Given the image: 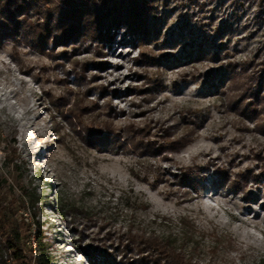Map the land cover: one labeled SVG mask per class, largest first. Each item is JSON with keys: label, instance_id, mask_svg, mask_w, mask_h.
<instances>
[{"label": "rangeland", "instance_id": "1", "mask_svg": "<svg viewBox=\"0 0 264 264\" xmlns=\"http://www.w3.org/2000/svg\"><path fill=\"white\" fill-rule=\"evenodd\" d=\"M197 1L158 0V44L122 24L103 28L104 38L55 29L42 44L0 25L2 191L7 203L23 198V242L34 249L40 234L51 264H93L81 249L115 256L98 264H126L118 237L131 223L205 264H264L263 186L253 180L264 157V0ZM183 19L223 43L219 57L179 61L189 38L177 30ZM225 62L239 74L212 85L208 74ZM247 101L257 110L246 113ZM107 123L113 132L101 131ZM117 134L118 144L98 140ZM182 135L184 147L155 153ZM187 170L199 173L198 192L176 182Z\"/></svg>", "mask_w": 264, "mask_h": 264}, {"label": "trees", "instance_id": "2", "mask_svg": "<svg viewBox=\"0 0 264 264\" xmlns=\"http://www.w3.org/2000/svg\"><path fill=\"white\" fill-rule=\"evenodd\" d=\"M157 2L158 0H0V18L6 20V24L1 22L0 25L11 30L14 28V31L22 32L28 38H35L34 40L42 44L52 39V32L55 29L59 30L63 37H71L78 35V33L83 31L81 28L86 27V31L90 34H97L99 38H104L103 28L108 27L109 24H122L127 28L128 33L138 38L140 42L154 41L155 44H158L155 37L160 34V29L158 28L160 23H163V20L160 15H155L158 14ZM40 4L47 5L49 8H51L50 4H54L55 8L53 10L49 9L45 13ZM196 5L201 7L204 3L200 0L197 1ZM30 11H36V14L42 15L43 21H40L42 19L38 20V22L32 21ZM54 11H59L60 18L53 21L51 12ZM16 13L19 15L15 19L16 23L13 24V15ZM231 27V25H227L224 28H215L213 32H216L215 35L217 34V36L222 35L226 29L229 30ZM177 30L182 35L184 33L185 36H189L185 43L186 50H184L179 61H191L208 57L217 58L222 53L223 43L221 42L217 45L215 43L217 37H213L202 25L200 27L193 26L188 20L183 19ZM151 60H156V58L153 57ZM156 62L160 61H154L153 64H156ZM238 74L231 62H225L221 67L215 69L214 72L208 74V80L211 81L212 85H217L218 82L235 79ZM247 91H245V97L241 103L250 98ZM248 102L243 107L246 113L251 112V110L252 112L256 111L257 107L248 106L250 105ZM104 130L113 132L110 123L101 127V131ZM118 136L120 135H101L98 140L100 142L115 140L118 144ZM186 137L182 135L173 139L169 145H158L155 153L162 154L167 150H179L189 142ZM97 146L102 148L104 145ZM118 146L125 145L119 144ZM134 146L138 148L141 145ZM143 146H146V150L149 151L154 148L152 145ZM164 157L166 158V156ZM262 160V168L254 175L253 180L257 186H263L262 195L264 196V157ZM218 172H220L221 178L226 179L228 177V172L225 173L220 171V169ZM174 175L180 188H184L183 193L190 194L191 190L199 191V173L187 170ZM5 181L6 179L2 180L0 177V264H51V255L48 252L46 243L43 241L44 238L40 234L35 236L34 243L36 247L34 249L31 246H25L21 233L22 225L18 217L20 206L24 207L25 203L21 205L23 198H20L21 201H16L17 205H15V201L7 203V194L2 191V183ZM229 184L231 188L239 187V182L236 181H232ZM9 187L11 188L10 193L13 194V186L9 185ZM259 195L256 193L252 200H257ZM27 201L28 204H34L35 202L30 195L27 197ZM18 203L20 204L18 205ZM180 221L181 223H186V218L181 217ZM109 234L116 235L111 229ZM190 234L192 235V233L186 234V237L191 238ZM118 241V246L124 249L123 252L126 257L128 254L130 255V257H127L126 264H205L191 256L183 247L176 245L172 237H158L147 234L143 230L136 229L133 223L129 224L127 231L119 234ZM233 243L234 238L229 236L226 244L232 246ZM81 250L90 257L93 264H98L96 260L99 255H103L106 258V263L115 261V256L112 253H108V251L101 250L99 252L93 249L91 253L89 250ZM194 250H197V245L194 246Z\"/></svg>", "mask_w": 264, "mask_h": 264}]
</instances>
